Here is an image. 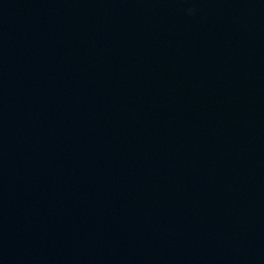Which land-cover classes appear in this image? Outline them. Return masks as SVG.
Returning a JSON list of instances; mask_svg holds the SVG:
<instances>
[{"label":"water","instance_id":"1","mask_svg":"<svg viewBox=\"0 0 264 264\" xmlns=\"http://www.w3.org/2000/svg\"><path fill=\"white\" fill-rule=\"evenodd\" d=\"M0 264H264V0H0Z\"/></svg>","mask_w":264,"mask_h":264}]
</instances>
